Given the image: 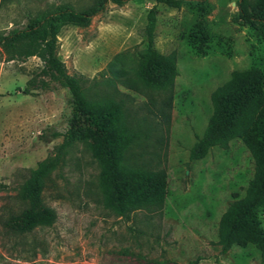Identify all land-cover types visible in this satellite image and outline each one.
<instances>
[{"label": "rangeland", "instance_id": "obj_1", "mask_svg": "<svg viewBox=\"0 0 264 264\" xmlns=\"http://www.w3.org/2000/svg\"><path fill=\"white\" fill-rule=\"evenodd\" d=\"M96 1L0 0V36L59 7L82 12ZM236 3L208 0L203 35L191 7H158L154 49L172 58L177 72L164 126L149 112L164 94L135 74L147 48L146 15L154 0L108 2L85 27L67 24L58 34V57L70 75L82 79L87 95L123 104L138 136L127 151L128 165L166 175L162 207L129 218L103 205L89 133L70 130L68 92L52 83L42 89L40 81L47 79L40 77L38 59L8 62L0 48V264H259L250 244L233 246L224 256L218 245L221 217L232 200L245 196L254 176L248 149L236 139L190 160L213 114L212 93L235 71L264 68V43L236 20ZM115 72L121 73L117 81ZM64 140L63 163L43 193L54 220L21 231L18 220L28 206L20 187ZM259 217L264 230V213Z\"/></svg>", "mask_w": 264, "mask_h": 264}, {"label": "trees", "instance_id": "obj_2", "mask_svg": "<svg viewBox=\"0 0 264 264\" xmlns=\"http://www.w3.org/2000/svg\"><path fill=\"white\" fill-rule=\"evenodd\" d=\"M131 1L134 0H97L88 11L82 12L59 7L30 18L22 29L0 36V48L8 62L36 58L42 64L40 77L47 79L40 81L41 88L47 89L52 83L68 92V103L73 107L70 130L84 127L88 131L87 147L100 169L103 205L122 218L142 210L160 209L165 198L166 175L162 170L128 165L127 151L138 136L126 119L123 104L99 95L88 96L82 79L67 72L57 53L58 34L63 26L85 27L93 17L105 11L108 2L124 5ZM154 1L155 5L146 15L147 48L140 55L135 74L145 87L164 94L153 105L154 111H149L158 125L164 126L170 120L172 87L177 72L174 60L154 49L158 7H191L199 16L197 31L203 35L208 0ZM236 6V20L248 26L264 43V0H237ZM120 74L112 73V79L119 80ZM211 101L213 114L203 136L190 150V160L204 158L213 148L226 149L231 141L239 139L254 162V176L245 196L232 200L221 217L220 255H226L233 246L250 244L259 253V264H264V230L259 217L264 213V68L233 72L229 81L212 93ZM66 146L64 140L52 154L38 162L20 187V198L28 206L18 220L21 231L52 224L54 215L45 207L43 193L51 174L63 163Z\"/></svg>", "mask_w": 264, "mask_h": 264}]
</instances>
